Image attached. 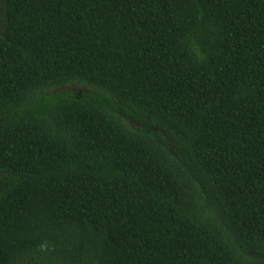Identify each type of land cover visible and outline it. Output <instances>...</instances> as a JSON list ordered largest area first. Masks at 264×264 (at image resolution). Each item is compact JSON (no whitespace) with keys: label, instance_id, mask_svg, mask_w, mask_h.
Masks as SVG:
<instances>
[{"label":"trees","instance_id":"16d2710c","mask_svg":"<svg viewBox=\"0 0 264 264\" xmlns=\"http://www.w3.org/2000/svg\"><path fill=\"white\" fill-rule=\"evenodd\" d=\"M0 264H264V0H0Z\"/></svg>","mask_w":264,"mask_h":264},{"label":"rangeland","instance_id":"374dc122","mask_svg":"<svg viewBox=\"0 0 264 264\" xmlns=\"http://www.w3.org/2000/svg\"><path fill=\"white\" fill-rule=\"evenodd\" d=\"M80 88H82V86Z\"/></svg>","mask_w":264,"mask_h":264}]
</instances>
